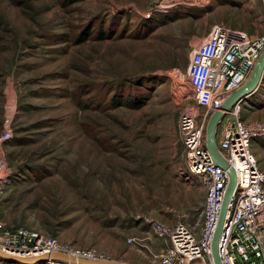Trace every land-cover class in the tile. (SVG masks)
I'll list each match as a JSON object with an SVG mask.
<instances>
[{"label":"rangeland","instance_id":"1","mask_svg":"<svg viewBox=\"0 0 264 264\" xmlns=\"http://www.w3.org/2000/svg\"><path fill=\"white\" fill-rule=\"evenodd\" d=\"M214 24L263 35L264 0H0L4 228L114 261L164 248L152 222L198 230L204 191L168 127L194 104L184 74Z\"/></svg>","mask_w":264,"mask_h":264},{"label":"built area","instance_id":"2","mask_svg":"<svg viewBox=\"0 0 264 264\" xmlns=\"http://www.w3.org/2000/svg\"><path fill=\"white\" fill-rule=\"evenodd\" d=\"M263 51L264 34L252 36L223 24L212 25L207 36L193 47L184 76L194 104L180 114L177 133L185 165L179 168V175L189 183L195 179L204 191L201 221L198 230L181 223L166 226L152 222L153 236L164 245L159 253L149 254L153 264H213L211 242L229 178L206 149L207 117L246 83ZM198 110L205 111L201 118ZM240 113L241 103H237L225 114L216 134L217 150L235 174L218 256L220 264H264V171L252 148L254 140L264 138V122L245 123ZM11 137L7 128L0 132V186L5 168L1 147ZM4 227L0 220V252L7 255L36 258L63 254L90 263L112 261L93 249L64 245L37 230ZM139 243L127 240L131 247L143 248ZM43 263L79 264L68 260Z\"/></svg>","mask_w":264,"mask_h":264},{"label":"water","instance_id":"3","mask_svg":"<svg viewBox=\"0 0 264 264\" xmlns=\"http://www.w3.org/2000/svg\"><path fill=\"white\" fill-rule=\"evenodd\" d=\"M264 73V51L257 60L254 68L246 81V83L235 93L230 95V97L224 102L221 108L214 112L208 118L206 128H205V146L211 155L213 162L224 170L229 178V184L224 194V198L221 205L220 214L217 221V226L213 239L211 242V253H212V262L213 264H220L218 256V243L222 233V227L225 220L227 206L229 204L231 195L235 188V174L233 170L225 163V161L220 156L217 146H216V134L217 129L220 125V122L225 117V114L230 111V109L237 103H241L245 100L246 96L252 94L258 87L260 80ZM48 260H68L69 262H78L79 264H123L115 261H99V262H87L79 259H74L73 257H68L63 254H50L42 255L36 258H23L7 255L0 252V261H8L13 264H36Z\"/></svg>","mask_w":264,"mask_h":264},{"label":"crops","instance_id":"4","mask_svg":"<svg viewBox=\"0 0 264 264\" xmlns=\"http://www.w3.org/2000/svg\"><path fill=\"white\" fill-rule=\"evenodd\" d=\"M245 103L247 104L248 109H250V110H254V109H257L259 111L264 110V73H263V76L260 80V83H259L257 89L252 94L246 96L245 100L241 102V113H240L241 120L244 121L245 123H252V122H254V120L256 118H254L253 115H248L247 113H250V112H248L247 110L242 109V106ZM243 112H245L246 114H243ZM260 119L264 120V114L262 115V117H260ZM168 130L171 131L174 139H176L175 143L178 145L179 150H180V154L182 156V160L184 161L183 149H182L180 143H178L179 140H178V133H177V124H175V122H172V126L168 127ZM256 140H254L252 142V148H253V152L255 153V155H256V152L254 149V145L257 144ZM178 167L181 168L180 166H178ZM178 167H177V169H179ZM186 183L188 186L192 187V183H189V182H186ZM112 261H114V260H112ZM115 262H119V263H123V264H153L145 256L140 257V260H134V259L129 260V259H127L126 261L119 260V261H115Z\"/></svg>","mask_w":264,"mask_h":264},{"label":"trees","instance_id":"5","mask_svg":"<svg viewBox=\"0 0 264 264\" xmlns=\"http://www.w3.org/2000/svg\"><path fill=\"white\" fill-rule=\"evenodd\" d=\"M126 105V104H125ZM127 106V105H126ZM135 107V106H134ZM2 262H4V263H9L8 261H2Z\"/></svg>","mask_w":264,"mask_h":264}]
</instances>
